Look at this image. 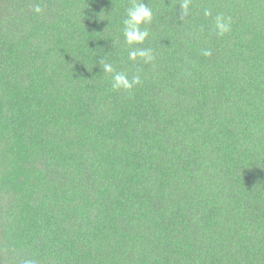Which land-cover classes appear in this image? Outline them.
Listing matches in <instances>:
<instances>
[{"label":"trees","instance_id":"obj_1","mask_svg":"<svg viewBox=\"0 0 264 264\" xmlns=\"http://www.w3.org/2000/svg\"><path fill=\"white\" fill-rule=\"evenodd\" d=\"M182 3L0 0V264H264V0Z\"/></svg>","mask_w":264,"mask_h":264},{"label":"clouds","instance_id":"obj_2","mask_svg":"<svg viewBox=\"0 0 264 264\" xmlns=\"http://www.w3.org/2000/svg\"><path fill=\"white\" fill-rule=\"evenodd\" d=\"M188 7L189 0H184V3L180 5L182 16L188 15ZM34 11L37 13L42 11L39 4L35 7ZM205 14L208 15L209 13L206 12ZM151 19L152 11L144 3L136 4L128 10V18L124 21L126 25L124 35L129 44L141 43L144 41V39L148 36V31L147 29L141 30L139 26L141 23H149ZM215 23L216 28L218 29V34L223 35V33L228 31V24L224 22V18L222 16H218ZM204 55H210V52L205 50ZM129 56L131 59H135L139 56L141 58H145L146 61L152 59L150 50H133L129 53ZM103 68L106 72H114L111 64H104ZM113 79L115 81L113 84L114 88L131 89L134 84L140 83L139 76H135L129 80L123 73H115ZM26 264H31V262H26Z\"/></svg>","mask_w":264,"mask_h":264}]
</instances>
